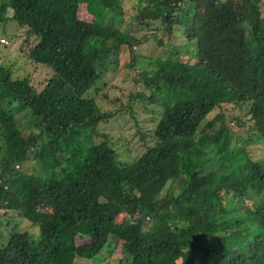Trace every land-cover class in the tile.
I'll list each match as a JSON object with an SVG mask.
<instances>
[{
  "label": "trees",
  "instance_id": "1",
  "mask_svg": "<svg viewBox=\"0 0 264 264\" xmlns=\"http://www.w3.org/2000/svg\"><path fill=\"white\" fill-rule=\"evenodd\" d=\"M129 1L0 0L48 69L36 87L0 63V208L20 230L0 264H84L111 240L106 264H264V159L246 147L264 155V4ZM114 63L139 87L128 99L160 108L129 161L93 139L109 113L87 93Z\"/></svg>",
  "mask_w": 264,
  "mask_h": 264
},
{
  "label": "rangeland",
  "instance_id": "2",
  "mask_svg": "<svg viewBox=\"0 0 264 264\" xmlns=\"http://www.w3.org/2000/svg\"><path fill=\"white\" fill-rule=\"evenodd\" d=\"M236 1V0H234ZM130 0L127 4H131ZM259 3L264 4V0H259ZM0 3V15L4 16L10 15V10L5 9L2 11ZM84 8V7H83ZM2 13V14H1ZM0 19V37H5L8 42L7 46H2L0 44V63L5 65H10L12 70V77H28V82L32 86L41 87L43 81L48 73V69L41 64H34L30 62L27 56V51L29 45L34 42L33 36H28L27 40L24 34V28L18 27L13 20L1 22ZM140 29L136 33L139 36L142 33L150 31L156 35H161L158 30L151 29L148 30L146 26H138ZM152 40V39H151ZM176 44L179 46V58L183 61L192 62L194 60V48H185L184 43L180 42V38L177 37V32L174 31L170 39L166 41V46ZM159 49V46L157 45ZM135 52L139 55H148L150 50L156 53L155 43H148L147 40L139 42L137 46L133 48ZM190 51L191 54L185 52ZM191 57H190V56ZM123 69V71H120ZM121 72V76H117L116 73ZM131 69H126L122 65H116L114 63L109 70L108 74L104 76L102 81H97V87H92L87 93L88 96L95 98L96 103L100 107V111H106L109 115L101 119L95 128L96 135L93 137L94 141H99L101 139H106L114 148H116L119 153V158L123 161L132 160V157L136 155L138 151H142V144L144 141L141 139V134H147L150 130L154 117L159 113L160 108L149 104L147 101H142V99L127 98V94L131 91L140 92L139 87H131L132 82H130L128 77L130 76ZM99 87V88H98ZM148 95V94H146ZM237 107L238 104H237ZM241 110L247 108L246 105L239 107ZM242 111L240 112V114ZM243 115V114H241ZM245 132H247L245 130ZM102 135H105L101 137ZM249 153L256 159H264L259 151V147H254L252 145L246 146ZM2 151V150H1ZM0 151V157L2 152ZM31 171H35V167L31 166ZM241 197H235L230 203L227 204L228 210L240 209ZM8 215L3 214V208H0V236L5 235L6 232L20 231L16 226L15 212L8 211ZM123 215L117 217L119 222ZM22 224V222H18ZM22 230H28L32 237L37 236V229L35 227L29 228L28 224L25 223ZM75 243H80L79 239L75 240ZM115 246V242L111 240L106 246L102 248L100 253L93 258L88 259L84 264H106L107 258L111 255L112 250Z\"/></svg>",
  "mask_w": 264,
  "mask_h": 264
},
{
  "label": "built area",
  "instance_id": "3",
  "mask_svg": "<svg viewBox=\"0 0 264 264\" xmlns=\"http://www.w3.org/2000/svg\"><path fill=\"white\" fill-rule=\"evenodd\" d=\"M0 43H7L6 39L4 37H0Z\"/></svg>",
  "mask_w": 264,
  "mask_h": 264
}]
</instances>
